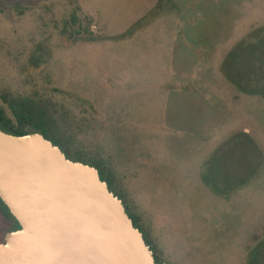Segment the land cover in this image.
<instances>
[{"label":"rangeland","instance_id":"374dc122","mask_svg":"<svg viewBox=\"0 0 264 264\" xmlns=\"http://www.w3.org/2000/svg\"><path fill=\"white\" fill-rule=\"evenodd\" d=\"M263 79L264 0H0V91L115 174L163 264H264Z\"/></svg>","mask_w":264,"mask_h":264},{"label":"water","instance_id":"95a60500","mask_svg":"<svg viewBox=\"0 0 264 264\" xmlns=\"http://www.w3.org/2000/svg\"><path fill=\"white\" fill-rule=\"evenodd\" d=\"M0 198L20 225L0 264H157L98 170L38 132L0 129Z\"/></svg>","mask_w":264,"mask_h":264},{"label":"trees","instance_id":"16d2710c","mask_svg":"<svg viewBox=\"0 0 264 264\" xmlns=\"http://www.w3.org/2000/svg\"><path fill=\"white\" fill-rule=\"evenodd\" d=\"M238 87L244 91L241 85H238ZM254 93L264 96V79L260 89ZM58 121L55 112H53V109H50L49 105L42 104L40 101L26 95L0 91V129L14 135L38 132L53 144L57 145L70 160L80 161L94 166L98 170L100 179L107 183L109 191L121 199L125 212L131 218L133 225L142 232L145 244L152 251L154 261L157 264L163 263L156 246L151 243L146 233L140 227L139 218L127 208L123 196L116 189L114 185L115 174L108 167L102 165L100 161H97L98 159L88 157L86 153L76 149L74 142L68 137ZM0 218L3 223L0 227V242H3L4 234L19 229L20 225L1 198Z\"/></svg>","mask_w":264,"mask_h":264},{"label":"flooded vegetation","instance_id":"af4514ba","mask_svg":"<svg viewBox=\"0 0 264 264\" xmlns=\"http://www.w3.org/2000/svg\"><path fill=\"white\" fill-rule=\"evenodd\" d=\"M5 235V234H4Z\"/></svg>","mask_w":264,"mask_h":264}]
</instances>
